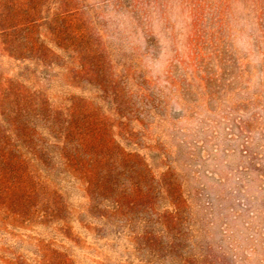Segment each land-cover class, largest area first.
<instances>
[{"label":"rangeland","instance_id":"374dc122","mask_svg":"<svg viewBox=\"0 0 264 264\" xmlns=\"http://www.w3.org/2000/svg\"><path fill=\"white\" fill-rule=\"evenodd\" d=\"M0 264H264V0H0Z\"/></svg>","mask_w":264,"mask_h":264}]
</instances>
